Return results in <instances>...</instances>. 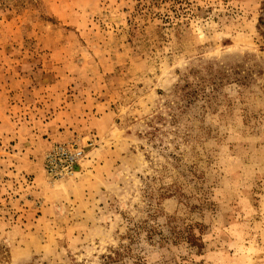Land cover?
Instances as JSON below:
<instances>
[{
    "label": "rangeland",
    "instance_id": "rangeland-1",
    "mask_svg": "<svg viewBox=\"0 0 264 264\" xmlns=\"http://www.w3.org/2000/svg\"><path fill=\"white\" fill-rule=\"evenodd\" d=\"M261 3L0 0V264H264Z\"/></svg>",
    "mask_w": 264,
    "mask_h": 264
},
{
    "label": "built area",
    "instance_id": "built-area-1",
    "mask_svg": "<svg viewBox=\"0 0 264 264\" xmlns=\"http://www.w3.org/2000/svg\"><path fill=\"white\" fill-rule=\"evenodd\" d=\"M95 141L88 139L85 145L76 140L53 144L44 157V168L48 177L55 181L69 180L78 174L87 154Z\"/></svg>",
    "mask_w": 264,
    "mask_h": 264
},
{
    "label": "trees",
    "instance_id": "trees-1",
    "mask_svg": "<svg viewBox=\"0 0 264 264\" xmlns=\"http://www.w3.org/2000/svg\"><path fill=\"white\" fill-rule=\"evenodd\" d=\"M258 29L261 36L264 38V0H262L261 3V16L259 18Z\"/></svg>",
    "mask_w": 264,
    "mask_h": 264
}]
</instances>
